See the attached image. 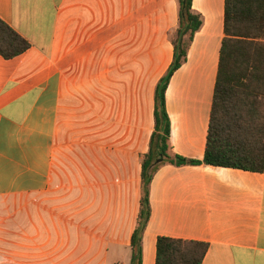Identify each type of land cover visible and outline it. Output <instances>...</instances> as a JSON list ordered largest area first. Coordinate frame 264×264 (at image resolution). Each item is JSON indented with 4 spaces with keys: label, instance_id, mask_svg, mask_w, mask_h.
Segmentation results:
<instances>
[{
    "label": "crops",
    "instance_id": "1",
    "mask_svg": "<svg viewBox=\"0 0 264 264\" xmlns=\"http://www.w3.org/2000/svg\"><path fill=\"white\" fill-rule=\"evenodd\" d=\"M224 7L192 0L202 25L165 92L172 155L204 158ZM0 19L31 45L0 56V264H130L178 0H0ZM149 204L142 264L158 237L207 243L202 264H264V172L163 163Z\"/></svg>",
    "mask_w": 264,
    "mask_h": 264
},
{
    "label": "trees",
    "instance_id": "2",
    "mask_svg": "<svg viewBox=\"0 0 264 264\" xmlns=\"http://www.w3.org/2000/svg\"><path fill=\"white\" fill-rule=\"evenodd\" d=\"M179 25L173 60L155 90L154 131L141 161L137 226L131 237L130 264H142V235L150 218L149 186L163 163L176 167L202 164L252 173L264 172V0H225L222 40L205 153L202 161L170 154V122L165 92L185 62L194 34L202 25L192 0H178ZM31 45L0 19V56L13 59ZM162 159V163L156 162ZM209 245L158 237L155 264H202Z\"/></svg>",
    "mask_w": 264,
    "mask_h": 264
},
{
    "label": "water",
    "instance_id": "3",
    "mask_svg": "<svg viewBox=\"0 0 264 264\" xmlns=\"http://www.w3.org/2000/svg\"><path fill=\"white\" fill-rule=\"evenodd\" d=\"M161 161H162V159H159V160L157 161V163H158V162H161Z\"/></svg>",
    "mask_w": 264,
    "mask_h": 264
}]
</instances>
